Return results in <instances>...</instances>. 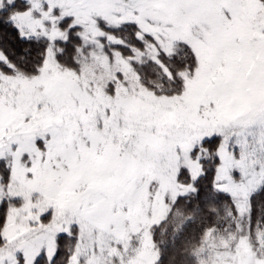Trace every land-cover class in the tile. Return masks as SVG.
<instances>
[{
  "label": "snow or ice",
  "instance_id": "1",
  "mask_svg": "<svg viewBox=\"0 0 264 264\" xmlns=\"http://www.w3.org/2000/svg\"><path fill=\"white\" fill-rule=\"evenodd\" d=\"M0 264H264V0H0Z\"/></svg>",
  "mask_w": 264,
  "mask_h": 264
}]
</instances>
